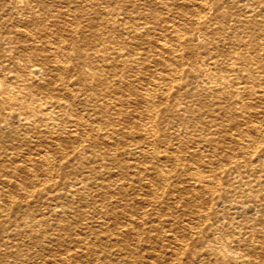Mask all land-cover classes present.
I'll list each match as a JSON object with an SVG mask.
<instances>
[{"label": "bare ground", "instance_id": "6f19581e", "mask_svg": "<svg viewBox=\"0 0 264 264\" xmlns=\"http://www.w3.org/2000/svg\"><path fill=\"white\" fill-rule=\"evenodd\" d=\"M239 2L0 0V36L6 38L0 39V264H84L86 256L90 264V253L93 255L92 264H107V261L117 264L119 260L139 263L142 255L139 258L136 255L133 257L130 250L128 251L134 248L128 242V236L133 234L134 223L132 224L131 219L139 211L136 208L142 204L148 205L160 194L163 195L165 189L155 183L154 175L149 177V170L143 166L144 160L134 163L130 160L121 161L116 157L115 146L118 142L130 141L133 146L127 151L133 155L143 154L146 150L147 145L139 144L134 135L143 130L145 137H154L155 128L152 125L157 87L155 84L165 78L170 65L168 58L161 53L164 50L173 53L180 49L174 44L166 46L169 40L162 39L169 35L164 31L157 35L149 29H142V21L153 20L158 23L163 20L161 9H173L176 12L174 16L182 20L181 23L174 20L175 25L172 24L173 27L182 25L175 30L174 40L192 41V35L200 40L197 44L198 54L195 56L191 48L186 55L189 60L186 73L190 80L196 81L193 91L218 93L217 96L223 99L222 102L231 105L228 99L247 89L245 85L257 84L264 91V0L250 2V9L255 16L261 15V22H256L255 16L251 14L246 22L237 17L234 23L237 27L246 25L250 33L256 32L255 38L231 39V33L223 37L220 30L211 28L212 21L201 20L199 14L211 10L208 18L213 23L221 24V21L227 22L225 19L232 14L230 10L239 6ZM90 11L95 19L91 15L86 17ZM62 12H67L71 17L68 22L58 23ZM95 25L102 27L108 39L106 44L100 46L99 54L96 55L106 62L103 67L98 63L90 66V59L95 55L90 54V41L94 39ZM16 34L22 36L21 39H14ZM23 37L26 39H22ZM240 41L253 44L255 53L242 50L244 47L236 45ZM132 42L135 45L147 43L145 49L153 50L157 54L154 55V63L167 66L166 70L163 69L165 73L158 70L143 77H127L125 70L129 69V64L120 60L134 52ZM94 44L93 42L92 45ZM256 57L261 59L260 64L256 63L255 69L245 70V73H241L242 77L235 78V81L242 82L243 85H234L229 74L243 69ZM93 67L96 71L91 75L90 70ZM257 74L259 79L255 77ZM166 78L164 83L167 88L161 89L162 93L171 88V82L177 81L172 73ZM150 81H154V86ZM68 84L94 91L97 104L93 109L99 119L93 127L83 128L84 114L74 112L72 101L65 98L68 90L73 92ZM224 91H227L226 96L222 94ZM164 95L165 98L169 97V93ZM262 103L261 109L251 112L243 109L236 112L227 106L225 110L229 114H225L220 123L225 120L224 123L237 130L236 134L221 128L213 131L228 132V138L234 137L236 141H249L246 144L238 143L237 152L238 155L250 158L254 156V159L234 160L233 154L225 153L224 149L217 150L223 148L221 139L216 140L220 144L210 143L213 148L212 155L216 159L237 161L238 181L230 178L226 182H219L210 178L203 169L206 166L214 170L212 161L203 160L200 154L189 155L194 158L191 163L195 165L187 163L183 167L189 171L188 179L192 178L189 187L183 186L184 190L186 188L185 192L190 191V194L183 197L189 201L192 193H195L198 200L205 204L197 212L206 222L204 225L202 223V227H195L209 236L201 240L194 237L196 244L192 246L182 243L180 247L173 249L172 258L179 261L194 255L198 258L194 264H264V152L257 151L256 143L259 142H255L263 139L260 137L263 136L264 127L258 125L261 124L260 120L258 124V121L251 120L252 116L264 117V99ZM223 106L225 108V104ZM209 123L213 124L212 121ZM42 124L45 125L44 128H40ZM242 124L246 126L243 127ZM201 135L206 142L214 138L206 132ZM151 148V151L155 150V147ZM92 153H105L109 166L102 164L103 167L95 170L93 179L90 180ZM156 170V180L161 179L164 183V169L158 167ZM90 186L95 187L94 193H90ZM173 191L169 193L172 194ZM208 197L220 202L217 211L212 212L206 205ZM90 198L97 201L92 207L93 211L109 222L107 243L90 246V239L85 240L90 236L89 231L84 236L81 232H75L74 242H81L80 255L74 248L79 244L68 248H71L68 251L75 249V252L64 253L55 258L37 255V252H20L14 234L25 233L30 238L44 235L45 228L41 225L52 216L65 229L76 230L77 223L88 217V211L82 206L90 204ZM237 211L241 214L254 212L252 216L257 217L249 224L235 219L234 212ZM70 212L74 215H68ZM142 212L140 210L139 213ZM199 215L195 217L198 218ZM36 221L38 226H35ZM89 222L85 221L86 224ZM25 226L28 227V233ZM164 252L158 249L156 256L164 255ZM155 261L150 264H156Z\"/></svg>", "mask_w": 264, "mask_h": 264}, {"label": "rangeland", "instance_id": "374dc122", "mask_svg": "<svg viewBox=\"0 0 264 264\" xmlns=\"http://www.w3.org/2000/svg\"><path fill=\"white\" fill-rule=\"evenodd\" d=\"M226 1L228 2L240 1L239 6L234 7L230 10L232 13L230 18L229 17L227 19L224 18L225 20H227V22L223 21L222 23L221 21V24L213 23V20L208 18L211 10L202 11L199 14L200 19L201 20L206 19L208 22L212 21L211 22L212 25L209 24L210 26H212L211 28L215 31L220 30L219 32H221L223 37H226L228 36V34L231 33L232 35L230 37L231 39H235L236 37H240V39L255 38L256 32L250 33L249 31L250 29L247 28L246 25H243V26L238 25V27L237 25H234L237 17L242 18V21L246 22V20L250 17L251 14L254 15L253 11L250 9L251 0H232V1L226 0ZM244 1L246 3H241ZM144 5L148 7L146 3ZM161 10H162V15H163V20L162 19L159 20L158 23L153 20H147L144 22L142 21V24H143L142 29L144 30L149 29V31H152L153 33L156 32L157 35H158V32L164 31L165 33L169 35L168 38L162 39L164 41H166V39L169 40V42L166 43L167 44L166 46L168 47L169 44L170 45L174 44L175 46H177V48H180L179 50L177 49L176 52H173V53L170 52V50L169 51L164 50V52L162 51L161 53L162 56L168 58L170 62L169 67L167 68V66L164 64L160 65V64L154 63V57L157 54L153 50L145 49L147 48L146 47L148 45L147 43L135 45L134 42H132V45L134 46V52L126 55L125 57H122L120 61L122 63L129 64V69L125 70V73L127 74V77L129 78H135L136 75L143 77L146 75H150L152 72L155 73L158 70L163 72L167 68L168 74L172 73L174 75V78L177 81L171 82L169 84L171 88H169L168 91L163 92V93L161 92V89L165 90V88H167L166 86L167 84H165L164 81L166 82L167 80L166 77L168 76V74L165 76L163 80L155 84V87L156 86L157 87L155 88L156 98H155V104L153 107L154 121L152 125V128L153 126L155 128V129L153 128L154 137L152 138L147 137V136L145 137L143 135V130H140L139 134L136 133V135H134V138L137 139L139 144L147 145L146 150L143 152V154L137 153V155L135 154L133 155L132 153L128 152L127 149L129 147H132L133 145L130 144V141L126 142V141H121V140H118L121 142H118L116 144L115 152H116V157L121 161L130 160L132 163H134L137 160H142V161L144 160L143 166L144 168L149 170V177H152L153 175L156 177V173H157L156 169L158 167H162L166 175L164 176V178L166 177V180L164 183L161 179L156 180V178L153 176L154 177L153 179H155V183L159 184V186L165 189L164 193H162L163 195L160 194L158 198H155L152 200L155 202L150 201L151 203H149L148 205L146 203V205L142 204L140 207L136 208V209H139V211H136V214L134 215L135 217L131 219L132 224L134 223V226L132 228L133 234L128 236V242L130 243V245H132V247H134V248L128 249V251L130 250V254L133 255V257L136 255L138 258L139 256L142 255L139 259L141 263L143 262L144 264H150V262H154L155 260H156L155 261L156 264H188V263L194 264L198 260V258H196L194 255L189 256L188 259L182 258L179 261L171 257L173 256L172 255L173 249L180 247L182 243H186L189 246H192V244L194 243L196 244V241H194L193 239L194 237H198L201 240L203 237L209 236V235H206L204 231L199 232L198 228L195 227L197 225L198 227H202L204 223L206 222V220H204L203 217H201L197 212L199 209H201L202 205H205V204L201 203L198 200L199 197H197V195L192 192H191L192 193L191 200L188 201L186 200L187 199L186 197L185 198L183 197V196L190 194V191L185 192L186 188L184 190L183 186L189 187V184L192 183L191 182L192 178L188 179L189 171L184 170L183 167L185 168L186 165H188L189 163L195 165V163H191V159L192 160L194 159L193 157L190 158L191 153L196 154V155L200 154L199 156H202L203 160L210 159L212 161L211 165H213V167L215 168L213 170L206 166L204 167L203 170L205 174H209L210 178L212 179L214 178L219 182H224V181L226 182L230 178L238 181L239 179L237 175L238 174L237 169H239V167H238L237 161H231V160L227 161L225 159H216L212 155L213 148L210 145V143L211 142L216 143V144L221 143L223 145V148L220 147L217 150L224 149L223 151H225V153L233 154L234 160L254 159V156H251L250 158V156H244L242 154L238 155V152H237L238 149L236 147H238L237 146L238 143L246 144L249 141H246V140L236 141L234 137L228 138V132L220 131V132L214 133L213 131H215V129L221 128V129L228 130L232 132L233 134H236L235 132H237V130L232 127H229L226 123H224L225 120H223V122L220 123V121L223 118H225V114H229V112H227L225 109H227L229 106L231 107L232 111L234 110L236 112L238 110L242 111V109L247 110L248 112L261 109L263 106L262 102L264 99V91L262 90L263 87L262 86L260 87L257 84L255 85V84L250 83L248 85H245L247 89L237 92V95L234 94L231 99L230 98L228 99L229 101H231L230 104L232 106L229 105V103L227 102L225 103L222 102L223 99L217 96L218 93L216 94L215 92L212 93L210 91H206V92L202 91L200 93L194 92L192 87L195 86L196 81L194 82L193 80H190V77H188L186 73V67H188L189 65V60L186 59V55L187 53H189V50H191V48L193 49V52H195V56L198 54L197 50H199V48H197V44L200 43V40L197 39L195 35H192V38H190L192 39V41L183 42L181 40L179 41L181 43H179L177 42V40H174L176 39L175 37L176 34H174L175 30L177 29V27L179 26L181 27L182 25L179 24V26L173 27L172 24L175 23L174 20H177V23H181L182 20L181 19L179 20L178 18L174 16L176 12H174L173 9L165 8ZM90 15L92 16V19H95V16L91 11L87 13L86 17H90ZM70 17L71 15L67 14V12H62L61 17H58L59 18L58 23L68 22ZM254 19H256V22H261L260 21L261 15L257 14ZM166 25H169L167 29L165 28ZM217 27H219L220 29H218ZM93 31H94V35H93L94 39L90 41V54L93 53L95 55H93L90 59V66H94L95 63H98L99 65H102L103 67L106 62L103 61L102 58L100 59V57L97 58L96 55L99 54V49H101V47L107 43L108 39L100 25H95L93 27ZM21 37L22 36L17 35L13 38L21 39ZM0 39H6V38L3 36H0ZM22 39H26V38L23 37ZM156 39H160V38H156ZM156 39L154 38V40ZM23 42H26V41H23ZM93 42L95 43L94 45H92ZM236 45L244 47L242 48V50L246 52H249L251 54L255 53L253 44H247V43L244 44V42L240 41L239 44H236ZM225 48L226 47H224V49ZM262 53L263 51L261 50L260 55H262ZM260 60L261 59L259 57H256L255 59L252 60L251 63H248L245 66L246 68L244 67L243 69H240L238 71L235 70L237 73L231 72L232 74H229V77L232 79L231 80L233 81L232 83L236 86L243 85L242 82L235 81V78H238V77L240 78L241 73H245V70L251 71L255 69V64L257 63V65H259ZM95 69L96 68L93 67L90 70L91 75L95 73L96 71ZM175 70L177 73L176 75H175ZM255 77L259 79L258 74L255 75ZM2 82H4V80H2ZM153 83L154 81H150V84L154 86ZM68 85L69 87H71V89H73V92L75 93L73 92L70 93L69 90L66 92L64 90L68 94V95L66 94L65 98H67V100L69 101H72L74 105V109H75L74 112L78 114L80 113V115H82V113L84 114L82 115L85 118L83 119V128L89 129L88 127L90 128L93 127L95 122L98 121L97 119H99L98 116L94 114V109H93L95 104H97V101L95 100V97H94V91L93 90L91 91V89L90 90L81 89L77 85H72V84H68ZM77 88L81 90H77ZM60 91L64 92L62 90ZM84 93L89 94V95L85 96ZM168 93H169V97L165 98L164 94H168ZM222 94L226 96L227 91H224ZM224 104H225V108L223 106ZM138 108L140 109V107ZM251 118H252L251 120L254 122L258 121L256 124H258L260 120L261 124H258V125L261 127L262 126L264 127V123H263L264 117L259 115V116H255V118L254 116H252ZM210 121H212L213 124L209 123ZM223 123H224V126L222 125ZM44 126L45 125L42 124L40 128H44ZM242 126L245 127L246 124H242ZM128 127L130 128V125H128ZM131 129H133V127ZM202 132H206L208 136H212L214 138L211 139L209 142H206L202 138V135H201ZM262 135L263 136L260 138L264 139V130H263ZM217 139H221L220 143H218L219 141H216ZM263 139L262 140L258 139L255 141V142H259V143H256L258 147V148L256 147L257 151L264 152V140ZM151 146L155 147V150L151 151L152 149ZM166 154L168 156H166ZM204 155L206 156L204 157ZM107 160H108L107 155L105 153L104 154L102 153L100 155L93 154V153L90 154V180L93 179L94 171L100 170L103 167L101 166L102 164L109 166V164H107L108 162ZM219 165L220 167H218ZM154 166H158V167L154 168ZM94 190H95V187L90 186V193H94L95 192ZM170 191H173V193L170 194L169 193ZM87 201H89V199ZM95 203L97 204V201L95 202L92 198H90V204H88L87 206L86 205L82 206V208H85L86 211H88V217H87L88 220L84 219L83 221H81V223L78 222L77 223L78 230L76 229L72 231L69 228L65 229L64 227L61 226V222L58 221V219H55L54 216H52L50 218H47V221L41 225L42 228H45L44 235L40 234V236L38 237L30 238L29 236H25L26 235L25 233H20L17 235L14 234V237L16 238L15 242L17 243L18 247H20V252H27L28 254L37 252V255L48 257V258L49 257L55 258L64 253L66 254V253L75 252V249H77L78 250L77 254L80 255L81 254L80 253L81 242H74L76 241L74 240V238L76 237L75 232H78V233L81 232L83 233V236H84L85 235L84 233L89 231L90 236H88V238H86L85 240L87 241L88 239H90V246L97 245L99 243L104 245L105 243H107L106 234L109 231L108 230L109 222L104 216H99L98 213H95V211H93L92 207L95 205ZM206 205L209 206V209L212 212H215L219 209L220 202L214 199H210V197H208ZM140 210L143 211L142 214L139 213ZM190 212H192L193 214ZM253 213L254 212H245L244 213L245 217H244L243 213L241 214L237 211V212H234V215H235V219L240 220V221L244 220L246 223L250 224L254 220V218L257 217V216L256 217L252 216ZM72 214L74 215V213L70 212V214L68 215H72ZM198 215H199L198 218L195 217ZM122 219L124 220L125 218L123 217ZM194 219H196V221ZM85 221H88V222L90 221V222L86 224ZM196 222L198 223L196 224ZM38 225L39 224L36 221L35 226H38ZM24 228H25V231L28 233L27 231L28 227L25 226ZM37 234L39 233L37 232ZM74 244H77V245L79 244V245L74 246L75 249L68 251L71 249V248L70 249L68 248L72 247ZM82 244L84 243L82 242ZM170 247L171 248L173 247V248L171 249ZM158 249H162V251H165L164 252L165 254L161 256L159 255L157 257L156 252L158 251ZM37 250H40V251H37ZM138 251L140 252L137 253ZM168 251H170V253ZM92 256L93 255L90 253V264H92V260H91ZM151 256L152 258L149 260L148 257L150 258ZM162 256L164 257L162 258ZM87 260H88V257L86 256L84 260V264H89ZM140 261L138 264H141ZM107 264H111V263L107 261ZM117 264H132V263L119 260Z\"/></svg>", "mask_w": 264, "mask_h": 264}]
</instances>
